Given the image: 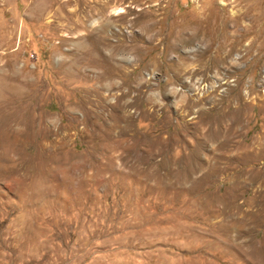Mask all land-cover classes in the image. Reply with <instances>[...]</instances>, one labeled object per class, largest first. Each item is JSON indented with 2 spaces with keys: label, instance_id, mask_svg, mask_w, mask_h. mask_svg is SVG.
Returning a JSON list of instances; mask_svg holds the SVG:
<instances>
[{
  "label": "rangeland",
  "instance_id": "1",
  "mask_svg": "<svg viewBox=\"0 0 264 264\" xmlns=\"http://www.w3.org/2000/svg\"><path fill=\"white\" fill-rule=\"evenodd\" d=\"M226 228L264 238V0H0V264H261Z\"/></svg>",
  "mask_w": 264,
  "mask_h": 264
},
{
  "label": "bare ground",
  "instance_id": "2",
  "mask_svg": "<svg viewBox=\"0 0 264 264\" xmlns=\"http://www.w3.org/2000/svg\"><path fill=\"white\" fill-rule=\"evenodd\" d=\"M231 192V191H230ZM223 223V222H222ZM222 227V226H221ZM230 228V227H228ZM224 229V228H223ZM235 229V228H234ZM241 229V228H240ZM247 230V229H246ZM232 231V230H231ZM229 231L227 228L226 230H223L221 233H220V240L222 243H225V244H230V242L232 241H235V243L239 246H244L246 247L245 248V253L247 254V257L248 259H250L251 261H253L252 259L255 258V261L254 262H260L261 264H264V238L261 239V241L258 243V244H253L251 242L250 245L247 244V246L245 245V241L243 240H236V238H233V232ZM252 231V230H251ZM212 232V230H211ZM210 233V232H208ZM235 233H239V238H243L244 240H246V238H248L249 234H250V230L248 231H244V230H238V231H235ZM213 234V233H211ZM253 234V233H252ZM210 235V234H209ZM217 236V235H216ZM235 236V235H234ZM211 237V236H209ZM253 237V236H252ZM214 238V237H213ZM219 238V236H218ZM238 238V237H237ZM215 239V238H214ZM219 240V241H220ZM233 244V243H232ZM232 244L230 245L232 247ZM223 245V244H222ZM237 247V246H236ZM242 250V249H241ZM243 254V252H242ZM253 262V263H254ZM255 264V263H254Z\"/></svg>",
  "mask_w": 264,
  "mask_h": 264
}]
</instances>
